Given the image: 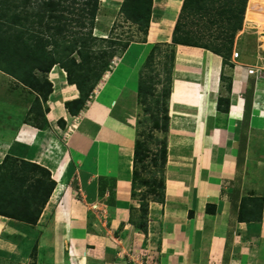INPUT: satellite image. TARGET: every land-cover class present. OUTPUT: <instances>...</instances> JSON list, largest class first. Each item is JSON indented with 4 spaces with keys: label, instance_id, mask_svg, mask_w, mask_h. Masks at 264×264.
I'll return each instance as SVG.
<instances>
[{
    "label": "crops",
    "instance_id": "obj_1",
    "mask_svg": "<svg viewBox=\"0 0 264 264\" xmlns=\"http://www.w3.org/2000/svg\"><path fill=\"white\" fill-rule=\"evenodd\" d=\"M251 1L232 48L238 58L232 51L225 60L204 47L175 46L169 126L161 132L167 138L165 198L149 202L147 232L130 221L146 189L133 180L146 107L141 72L155 46L171 44L184 0H153L148 33L118 52L78 115L65 103L80 91L58 70L46 130L57 153L37 152L36 143L48 137L35 125H21L10 149L47 167L56 181L43 213L61 201L55 232L62 256L50 264H136L127 252L137 248L150 264H264V78L247 70L264 66V30L249 13ZM251 32L256 38L249 45ZM221 97L229 100L227 110L218 106ZM65 242L76 255L63 262Z\"/></svg>",
    "mask_w": 264,
    "mask_h": 264
},
{
    "label": "trees",
    "instance_id": "obj_2",
    "mask_svg": "<svg viewBox=\"0 0 264 264\" xmlns=\"http://www.w3.org/2000/svg\"><path fill=\"white\" fill-rule=\"evenodd\" d=\"M247 3L248 0H184L172 43L158 44L146 59L139 95L148 117H142L139 125L148 119L152 124L149 129L139 130L133 175L134 182L146 189L141 193L139 213L133 211L130 218L143 232L148 231L149 202L165 198L167 138L153 133L168 131L175 46L204 47L226 60L243 26ZM99 8L100 0H0V69L46 100L53 89L46 75L53 65L59 64L67 72L68 81L80 91V97L65 103L72 115H78L109 70L113 57L136 40L134 35L125 43L119 37L94 35ZM152 11L153 0H123L120 6L124 19L143 35L148 33ZM159 68L165 73V79H159L165 82L161 94L156 93L157 75H151V71L160 73ZM228 103L221 97L218 106L227 110ZM31 111L43 113L40 99L35 100ZM151 142L157 149L150 147ZM55 186L47 167L7 154L0 164V215L37 223ZM33 254L35 260L29 264H37L36 250Z\"/></svg>",
    "mask_w": 264,
    "mask_h": 264
},
{
    "label": "rangeland",
    "instance_id": "obj_3",
    "mask_svg": "<svg viewBox=\"0 0 264 264\" xmlns=\"http://www.w3.org/2000/svg\"><path fill=\"white\" fill-rule=\"evenodd\" d=\"M122 1L123 0H100V8L93 30L94 35L103 38L119 37L124 41V43L125 41L130 40L129 38H133V35L135 36V39L140 37L141 34H139L138 29H136V27L130 22H127L121 14L120 6ZM249 13L257 15L259 26L264 30V2L260 0H252L250 2ZM249 23L250 25H254L252 20ZM255 38V33L247 34V44L250 45L253 43ZM262 38L264 39V37ZM162 45H166V43ZM117 56L118 53L113 57L109 70L111 69L113 61L116 60ZM60 68L62 67L59 64H55L46 75L52 84V88L54 87L53 83L56 81L55 77L57 76ZM62 70L65 71L63 68ZM148 71L150 72L151 69H148ZM159 72L160 73H155L154 71H151V75H157L155 77L156 93L161 94L163 92L165 82L161 83L159 82V79L164 80L165 73L163 72V68H159ZM53 91L54 88L52 89V92ZM52 92L48 95L46 100H43L42 96H40L38 92L32 90L27 85L12 77L6 78L2 73H0V164L7 154H11V146L13 147L15 143L13 138L15 134L19 132V127L21 125H35V127L37 126L36 129L39 128L38 130H44L45 128V133L47 129L49 130V123H51V119H53L49 115V112L51 111L50 105L52 104L50 101ZM37 98L41 101V107L43 110V113L41 114H34L31 111V108ZM161 98L164 99L162 96ZM145 115L148 117L147 113L143 111V117H145ZM58 122L61 124V120ZM151 124L152 121L148 119L144 121V124L141 125L140 129H149ZM24 134L25 133L22 132V135L20 136L21 139L24 137ZM153 135H157L159 137L163 136V134L157 130L153 133ZM26 136L31 138L33 137L32 135L27 134ZM46 137H48L46 142L42 143L41 141L36 143L35 146L37 148V152L40 151V155L48 158L49 155L56 154L58 150L55 148V144L52 143L54 139L53 133L51 131L48 132ZM30 139H25L27 141L26 143L29 145L35 144V142H32ZM150 147L152 149H157L156 144L153 142L150 143ZM8 149L9 152L7 153ZM29 159L32 160L31 157H29ZM34 160L36 161V158ZM37 161L42 160L38 157ZM143 176L145 177L147 175L143 174ZM60 206L61 201L58 199L56 203L53 202L52 205H50L48 213H43L45 210L43 208L41 215H44L42 218L40 215L37 223L35 224L0 215V264H29L35 260L33 254L34 250H36L37 264H50L49 261L51 262V258L53 260L58 259V257L60 258L62 255L59 254V251L62 249L61 245L63 241H59L57 239L55 232V220L57 222V217L60 215L57 208ZM31 245L32 249H30ZM64 249L65 251L62 259L63 262L65 261V256L71 258L76 255L74 252L69 255L73 250L68 249L66 242ZM67 250L70 252H67ZM70 263L77 264L76 262L71 261ZM63 264H65V262Z\"/></svg>",
    "mask_w": 264,
    "mask_h": 264
},
{
    "label": "built area",
    "instance_id": "obj_4",
    "mask_svg": "<svg viewBox=\"0 0 264 264\" xmlns=\"http://www.w3.org/2000/svg\"><path fill=\"white\" fill-rule=\"evenodd\" d=\"M240 55V51L235 50L233 51V58H238ZM248 73L256 76V78H264V66L260 65H252L247 67ZM75 122L72 123V125ZM127 255L130 256L136 264H150V257L145 253H141L140 248H137L134 252L131 251L127 252Z\"/></svg>",
    "mask_w": 264,
    "mask_h": 264
},
{
    "label": "clouds",
    "instance_id": "obj_5",
    "mask_svg": "<svg viewBox=\"0 0 264 264\" xmlns=\"http://www.w3.org/2000/svg\"><path fill=\"white\" fill-rule=\"evenodd\" d=\"M130 251V250H129ZM142 252V251H141ZM130 257V256H129ZM130 259L132 260V261H134L131 257H130ZM135 262V261H134ZM136 263V262H135Z\"/></svg>",
    "mask_w": 264,
    "mask_h": 264
}]
</instances>
